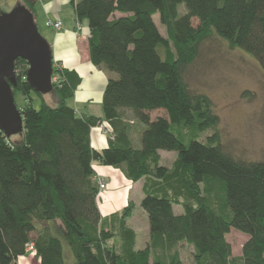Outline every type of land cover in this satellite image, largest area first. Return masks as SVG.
I'll list each match as a JSON object with an SVG mask.
<instances>
[{"label": "trees", "instance_id": "obj_1", "mask_svg": "<svg viewBox=\"0 0 264 264\" xmlns=\"http://www.w3.org/2000/svg\"><path fill=\"white\" fill-rule=\"evenodd\" d=\"M37 1L20 2L35 21ZM70 2L88 21L91 61L108 74L103 115H80L69 103L81 81L75 70L53 61L50 103L26 79L27 61L15 60L24 129L11 136L0 129V264H18L29 241L40 264H264V158L244 159L221 141L212 98L187 79L212 36L252 54L264 71V0ZM123 109L143 124L139 144ZM103 121L111 137L95 149L90 131ZM160 150L176 152L170 165ZM95 160L141 181L149 223L143 248L128 224L132 200L101 214ZM232 228L248 236L240 256L226 239ZM185 244L190 263L180 254Z\"/></svg>", "mask_w": 264, "mask_h": 264}, {"label": "rangeland", "instance_id": "obj_2", "mask_svg": "<svg viewBox=\"0 0 264 264\" xmlns=\"http://www.w3.org/2000/svg\"><path fill=\"white\" fill-rule=\"evenodd\" d=\"M19 2L21 0H0V13L11 12ZM179 11H185L183 3L179 5ZM38 15L36 20L38 29L46 37L49 26L45 25L43 16ZM153 18L161 33L165 34V27L160 21L159 13H155ZM187 79L192 88L212 98L215 110L220 117L221 141L239 157L248 160L263 159L264 71L255 57L242 48L230 46L225 39L219 36H212L203 41L199 57L188 68ZM32 95L34 106L39 107L41 97L35 93ZM44 97L50 103L56 101L52 92L44 93ZM15 102L17 106L24 103L21 92H16ZM157 112L154 111L153 115ZM210 133L212 130H207L201 136L204 138ZM160 154L161 162L165 165H170L176 157L175 151L161 150ZM137 197L135 185L132 198L136 200ZM133 204L134 209L128 219V224L136 231L137 247L143 248L149 239L148 216L140 203L133 201ZM175 210L181 211L180 206H175ZM247 238V234L236 228H232L226 234L234 256L241 255L242 245ZM65 249L70 252L66 244ZM179 250L182 259L190 263L192 247L185 244L180 246ZM31 253L35 256L34 251Z\"/></svg>", "mask_w": 264, "mask_h": 264}, {"label": "crops", "instance_id": "obj_3", "mask_svg": "<svg viewBox=\"0 0 264 264\" xmlns=\"http://www.w3.org/2000/svg\"><path fill=\"white\" fill-rule=\"evenodd\" d=\"M36 20L41 14L43 19H59L62 23L60 30L52 27L48 29L49 41L52 48L54 63L75 70L81 77L73 97L69 103L73 105L78 114L103 115L102 96L108 74L97 67L90 59V34L88 21L78 20L70 0H38L35 5ZM117 15H119L117 13ZM48 27V26H47ZM46 99V98H45ZM125 119L131 124V136L139 144V136L143 124L138 121L130 109H123ZM111 137V128L106 121L93 126L90 131L91 145L95 149H103L108 145ZM161 152V150H160ZM95 178H102L106 187L101 190L97 198L98 206L103 216L122 209L129 201L140 203L143 197L141 181L133 182L117 167L93 161ZM136 185V200L132 198V190ZM31 252L21 255L18 264H40L39 259Z\"/></svg>", "mask_w": 264, "mask_h": 264}, {"label": "water", "instance_id": "obj_4", "mask_svg": "<svg viewBox=\"0 0 264 264\" xmlns=\"http://www.w3.org/2000/svg\"><path fill=\"white\" fill-rule=\"evenodd\" d=\"M28 63L26 79L35 90L53 89V56L49 41L40 33L33 13L22 3L0 13V129L7 136L23 132V114L15 102V60Z\"/></svg>", "mask_w": 264, "mask_h": 264}, {"label": "built area", "instance_id": "obj_5", "mask_svg": "<svg viewBox=\"0 0 264 264\" xmlns=\"http://www.w3.org/2000/svg\"><path fill=\"white\" fill-rule=\"evenodd\" d=\"M45 25L54 28L55 30H60L62 27V23L59 19H46L45 21ZM55 77H52V80H55ZM99 181V193L101 192V190L105 187V183L103 182V180L101 178L98 179ZM35 247H34V243L33 241H29L26 244V253L32 252L34 251Z\"/></svg>", "mask_w": 264, "mask_h": 264}]
</instances>
